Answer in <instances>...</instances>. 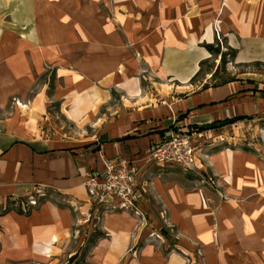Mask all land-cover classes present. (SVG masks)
I'll return each mask as SVG.
<instances>
[{
  "label": "crops",
  "instance_id": "0c3cea01",
  "mask_svg": "<svg viewBox=\"0 0 264 264\" xmlns=\"http://www.w3.org/2000/svg\"><path fill=\"white\" fill-rule=\"evenodd\" d=\"M218 41L238 64L264 63V0H0V264H188L186 243L204 264H264V128L255 143L202 140L198 173L145 164L172 130L264 106L249 89L264 87L239 75L193 83ZM115 156L142 172L153 225L161 213L178 248L139 240L118 210L100 211L81 245L93 224L82 181Z\"/></svg>",
  "mask_w": 264,
  "mask_h": 264
},
{
  "label": "rangeland",
  "instance_id": "374dc122",
  "mask_svg": "<svg viewBox=\"0 0 264 264\" xmlns=\"http://www.w3.org/2000/svg\"><path fill=\"white\" fill-rule=\"evenodd\" d=\"M219 42V41H218ZM219 49V52L224 53V61L220 62V56L217 54H213L211 58L205 60V62L202 64L200 70L198 71L197 75L193 79V83L197 84L198 86L200 84H206V85H213L217 82H220L222 80H225L226 78L230 76H237L239 75L241 80L243 79H249V77H255V79H252V82H256L257 84L264 87V63H259V62H254L251 64H238L234 62L232 52L230 50H227L223 45L219 42L218 46L216 49ZM214 57H217V60L214 59ZM217 68V69H216ZM216 69V73L213 76H207V74L212 73ZM263 74V75H262ZM260 78V79H259ZM52 80V78H50ZM42 78L40 77L38 79V82H40ZM262 80V81H261ZM255 88V87H254ZM253 96H260L259 92L263 93L264 89L263 88H255L256 91H252L253 88H249ZM263 96V95H262ZM264 98V96L262 97ZM247 115L249 117L246 118H240L237 121L231 123V124H226L221 127L217 128H203L200 130H204L206 132V136H202V138H198V140L195 142L197 146L199 145V142H202V140L206 141H211L212 138H216L218 136H221L224 141L226 139L230 141L231 143L233 141L237 143H248V142H258L257 139H259L258 135L261 132V129L264 128V106L260 108V110L256 113L253 114H243ZM236 116V115H235ZM259 123V124H258ZM258 124V125H257ZM222 128V129H221ZM213 129H216V132L212 135L209 136V132ZM177 131V130H176ZM211 137V138H210ZM233 137V138H230ZM220 139V137H218ZM205 141V142H206ZM172 171L175 173L176 177H181L185 176L182 173V170L179 168H171ZM181 175V176H180ZM199 183L210 186V187H218V181L215 178V175L212 173H204L203 176L198 177ZM147 187V186H146ZM36 192V191H35ZM31 193L24 197V203L26 204L25 206H20V211L23 212H28L31 207H35L38 205L40 202H42L43 198L45 197L44 192H40L41 194L36 193ZM146 191L143 193L142 198H143V206L141 209V212L139 215H133L136 223L134 225V230H138L139 228L143 230L141 234H139V240L143 239L146 241H151V240H156V241H162L164 239L168 240V245L170 246L171 249L178 248L180 246L178 244V238L173 237V234L176 233L175 229L172 228V226L169 225L168 221L163 217L161 213H159L160 218L163 220V224L161 223L159 227H155L153 225L154 219L151 213H153L152 205L149 203V200L147 197H145ZM220 195V193H218ZM33 199L35 201V204H27L29 201ZM100 211L104 210H99L98 215H96V218L89 221L93 223L91 226L92 228L90 229V232H88L87 226L85 228H81V245L88 247L89 244H91L95 238L100 234L97 231V221H98V216L100 214ZM84 215V211L82 210ZM131 213V212H130ZM132 214V213H131ZM87 223H82L83 225H87ZM137 227V229H135ZM174 232V233H173ZM170 234V236H169ZM134 237L133 239H136ZM79 241V240H78ZM87 242V243H86ZM82 246V247H83ZM183 250L185 251L184 253H187L186 256V262L188 264L192 263V260L190 261L189 259V251L194 252V257L196 258L193 260L197 264H204L205 263V255L199 252L195 247L190 246L188 243L184 244V247L182 246ZM195 248V249H193ZM177 250V249H176ZM181 250V249H178ZM193 264V263H192Z\"/></svg>",
  "mask_w": 264,
  "mask_h": 264
},
{
  "label": "built area",
  "instance_id": "2783aa9c",
  "mask_svg": "<svg viewBox=\"0 0 264 264\" xmlns=\"http://www.w3.org/2000/svg\"><path fill=\"white\" fill-rule=\"evenodd\" d=\"M202 136H206V132L197 128L168 132L148 148L146 166H152L158 172L176 167L186 173H198L200 146L195 142ZM82 185L87 192V209L82 223L95 219L99 210L131 212L134 216L141 212L146 182L142 172L132 167L125 157L104 158L103 169L91 170ZM36 192L41 194L38 190ZM27 204H35V201L31 199ZM25 205L21 203V207Z\"/></svg>",
  "mask_w": 264,
  "mask_h": 264
},
{
  "label": "trees",
  "instance_id": "16d2710c",
  "mask_svg": "<svg viewBox=\"0 0 264 264\" xmlns=\"http://www.w3.org/2000/svg\"><path fill=\"white\" fill-rule=\"evenodd\" d=\"M218 46V43L216 45H206L205 47L207 48V50L211 53V54H217V55H220V62H223L224 61V53L222 52H219V49L216 47ZM232 52V56L234 55V51L230 50ZM205 62V61H204ZM204 62H200V68L202 66V64ZM217 69V68H216ZM216 69L211 73V76L215 75V73L217 72ZM197 75V73L194 75V77ZM194 77L192 78V80L194 79ZM234 80H238V78L236 76H230L228 78H226L225 80H222L220 82H217L213 85H206V84H203L202 85V88H207L208 86H217V85H221V84H224L226 82H229V81H234ZM248 82H252V80L248 79L247 80ZM252 91H256L255 88L252 89ZM246 117H249L247 115H236V116H232V117H229V118H225V119H221V120H215V121H212V122H209V123H206L204 125H195V124H191L189 125V128L192 129V128H197V129H203V128H217V127H221L223 125H226V124H231L235 121H237L238 119L240 118H246Z\"/></svg>",
  "mask_w": 264,
  "mask_h": 264
}]
</instances>
